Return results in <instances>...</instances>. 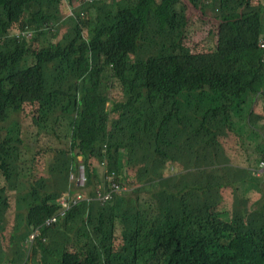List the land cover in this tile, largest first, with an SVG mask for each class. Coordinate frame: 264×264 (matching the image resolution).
Listing matches in <instances>:
<instances>
[{
	"label": "trees",
	"instance_id": "1",
	"mask_svg": "<svg viewBox=\"0 0 264 264\" xmlns=\"http://www.w3.org/2000/svg\"><path fill=\"white\" fill-rule=\"evenodd\" d=\"M187 1L216 21L213 50L185 45L183 0H68L72 16L62 0H0V120L20 112L68 136L50 164L56 190L16 196L12 264H264V0ZM19 133L0 139V240ZM95 163L135 198L82 201L45 225L79 166L88 196L106 185Z\"/></svg>",
	"mask_w": 264,
	"mask_h": 264
},
{
	"label": "rangeland",
	"instance_id": "2",
	"mask_svg": "<svg viewBox=\"0 0 264 264\" xmlns=\"http://www.w3.org/2000/svg\"><path fill=\"white\" fill-rule=\"evenodd\" d=\"M68 1L62 0V11L68 12V6L74 7L77 5L76 1H72L69 5ZM184 5H186V14H187V26H186V36L184 39V43L188 46L192 52H207L214 49L215 40H216V21L209 20L203 23V20L200 19L198 15L199 9L194 8L187 0H183ZM114 9V7H112ZM219 9V8H217ZM211 14V18H213L214 13H219L215 10L211 11V8L208 9ZM67 18V17H65ZM63 18V19H65ZM62 19V20H63ZM61 20V19H60ZM62 34L67 32V28L62 29ZM121 36H117L115 42L119 45V47L124 48L130 45L131 40L129 39V32L127 29L122 30L120 33ZM111 94L113 97L120 96V89L115 88L111 90ZM109 108V104H107ZM53 122H49L46 125L48 127V131L43 133H39L40 127H36L30 121V118L27 114L20 112H12L7 119L1 121L0 120V139L4 137H9L11 133L15 132L17 128L20 129L19 137L22 139V143L18 144L20 148V158L17 159L15 156H12V166L18 168V176H15V179L11 181L10 189L6 190V193L9 198V211L5 216V233L2 234L1 247H0V264H12L16 261V257L20 256L15 249L17 247L20 248L22 252V246L24 244V240L22 239V234L25 231V228L18 231H13L12 227L15 224L17 219V213L21 214V216L25 215L26 211L18 209L16 206L20 205L17 194L20 197L25 196L27 191L31 187L38 188L40 185H44V189H39V194H42L44 191L46 193H52L56 188L54 187V178L50 175V164L53 162V158L58 150L68 148V136L66 135V129L64 125H52ZM247 133V132H246ZM245 149L248 154L249 161L252 162L256 153L253 150V144L249 139H246ZM18 148V150H19ZM121 152L125 153L124 149H121ZM78 163H80L81 158L78 157L76 159ZM23 167V170L20 174V169ZM93 167L98 171V176L102 181L105 180L103 174L105 170L98 163H95ZM77 171H81L80 166ZM262 171H256V175H259ZM72 176V178H71ZM77 174H72L69 176V186L71 190L77 193H82L85 196H88L87 192L90 190L85 187V185H77L79 184L76 181ZM117 179V177L115 176ZM4 178H2L0 174V185H5ZM19 183V184H18ZM7 184V183H6ZM95 185V184H94ZM94 186L98 188L101 186L100 183ZM93 186L91 189L94 188ZM94 188V190H95ZM131 188V187H129ZM230 189L223 192L225 197H230ZM128 198L134 199L135 196L132 194L131 190H128L123 194ZM23 204L26 202L22 201ZM20 217V216H19ZM22 219V217H21ZM21 220H19L20 222ZM13 235V238L11 237ZM11 238V240H10ZM29 255V253H28ZM34 261H29L28 264H32Z\"/></svg>",
	"mask_w": 264,
	"mask_h": 264
},
{
	"label": "built area",
	"instance_id": "3",
	"mask_svg": "<svg viewBox=\"0 0 264 264\" xmlns=\"http://www.w3.org/2000/svg\"><path fill=\"white\" fill-rule=\"evenodd\" d=\"M87 3L91 4L93 0H86ZM69 16L72 15L71 9L69 8ZM11 33H14L16 36H29V32L27 30H22L21 32L16 29H10ZM259 46L264 49V38H261L259 41ZM81 171H77V177L76 181L79 183L77 185H84L85 182V176H84V170L82 166H80ZM72 175V174H71ZM72 178V176H71ZM104 183L105 186H100L97 190L93 192L92 196H85L82 193H77L68 188L67 192L64 193L61 198L58 200V203L60 205V209L58 211V214L53 216L52 218H49L45 225L49 226L54 223H56L61 217H64L66 214V211L69 210L72 206L78 204L79 202L86 201V202H92V201H98L100 203H104L106 201H110L115 194L119 195L122 194L128 190H131L125 185L120 184L119 182L115 181L112 174H106ZM132 191V190H131ZM38 237L37 230L33 232V234L30 236L29 243L32 244L34 240Z\"/></svg>",
	"mask_w": 264,
	"mask_h": 264
},
{
	"label": "clouds",
	"instance_id": "4",
	"mask_svg": "<svg viewBox=\"0 0 264 264\" xmlns=\"http://www.w3.org/2000/svg\"><path fill=\"white\" fill-rule=\"evenodd\" d=\"M66 1H68V0H66ZM68 3H69V2H68ZM68 3H67V4H68ZM68 10H69V6H68ZM67 16H69V14H68ZM71 16H72V15H71ZM263 59H264V58H263ZM104 174L106 175L107 172H105ZM104 177H105V176H104ZM113 178H114V176H113ZM117 182H118V181H117Z\"/></svg>",
	"mask_w": 264,
	"mask_h": 264
}]
</instances>
